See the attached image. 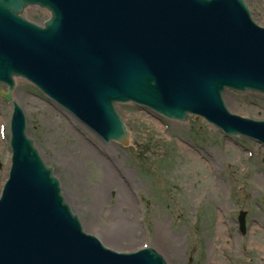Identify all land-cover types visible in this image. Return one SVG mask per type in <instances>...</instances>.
<instances>
[{
  "label": "water",
  "instance_id": "95a60500",
  "mask_svg": "<svg viewBox=\"0 0 264 264\" xmlns=\"http://www.w3.org/2000/svg\"><path fill=\"white\" fill-rule=\"evenodd\" d=\"M27 5L51 11L46 29L9 31L8 8ZM249 8L245 0H0V81L25 77L102 140L124 147L131 132L115 104L130 102L181 122L200 115L264 145V122L231 114L224 101L228 90L264 93V29ZM11 148L0 264H167L159 249L119 253L83 230L16 104Z\"/></svg>",
  "mask_w": 264,
  "mask_h": 264
},
{
  "label": "rangeland",
  "instance_id": "374dc122",
  "mask_svg": "<svg viewBox=\"0 0 264 264\" xmlns=\"http://www.w3.org/2000/svg\"><path fill=\"white\" fill-rule=\"evenodd\" d=\"M247 4L264 27V0ZM41 96L25 83L15 92L28 134L85 232L119 252L159 249L168 264H264L261 145L228 137L201 118L180 123L118 105L133 133L123 148L101 142ZM225 99L233 113L264 119V96L230 92ZM240 211L247 213L245 235ZM122 220L133 224L134 240L119 237Z\"/></svg>",
  "mask_w": 264,
  "mask_h": 264
},
{
  "label": "flooded vegetation",
  "instance_id": "af4514ba",
  "mask_svg": "<svg viewBox=\"0 0 264 264\" xmlns=\"http://www.w3.org/2000/svg\"><path fill=\"white\" fill-rule=\"evenodd\" d=\"M15 17L19 18L20 20L26 23L32 24L36 27L42 26L49 19V15L46 11L40 10L36 7H29L27 9H24L22 13L15 14ZM21 83H24V82L21 80H17V86L15 90L12 92V98L15 101H16L15 92L16 90H18L19 84ZM5 93H8L7 87L0 85V122L2 121L4 123H6L7 121L8 111L11 110V103H9L3 97ZM6 156H7L6 145L4 141L1 139V135H0V174L3 171H5Z\"/></svg>",
  "mask_w": 264,
  "mask_h": 264
},
{
  "label": "bare ground",
  "instance_id": "6f19581e",
  "mask_svg": "<svg viewBox=\"0 0 264 264\" xmlns=\"http://www.w3.org/2000/svg\"><path fill=\"white\" fill-rule=\"evenodd\" d=\"M124 197H126V195H124ZM121 226V235H119V237H123L128 240H134L136 238L134 226L131 222H129L128 220H122Z\"/></svg>",
  "mask_w": 264,
  "mask_h": 264
}]
</instances>
